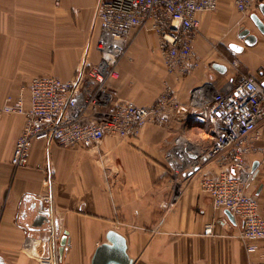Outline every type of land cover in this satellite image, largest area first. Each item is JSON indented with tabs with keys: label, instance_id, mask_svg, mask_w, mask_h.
<instances>
[{
	"label": "crops",
	"instance_id": "crops-1",
	"mask_svg": "<svg viewBox=\"0 0 264 264\" xmlns=\"http://www.w3.org/2000/svg\"><path fill=\"white\" fill-rule=\"evenodd\" d=\"M59 1L0 0V107L20 98L29 107L28 86L35 78L72 81L84 67L99 65L100 0ZM261 4L242 15L233 0H219L213 14H198L196 66L189 72L168 70L154 31H134L118 77L110 83L112 92L147 107L171 91L184 109L168 128L147 125L133 139L106 136L98 144L75 148L36 141L27 166L15 169L14 149L26 120L0 117V264H42L40 258L53 250V231L59 237V264H93L111 231L125 238L130 264H264V240L249 253L240 237L241 221L232 220L226 209H215L201 188L205 177H217L228 164L211 161L175 178L167 160L173 153L180 161L176 141L181 136L206 148L216 138L201 109L189 104L194 89L227 92L243 76L264 84V33L252 18L264 21ZM245 27L257 37L252 46L239 36ZM194 127L203 129L195 132ZM257 131L247 157L253 166L262 160L264 120ZM47 193L53 195L52 218L48 215L43 226L50 232L48 244L47 235L33 229L38 208L48 207L41 199ZM250 194L264 217V166ZM208 225H213L212 235L205 234Z\"/></svg>",
	"mask_w": 264,
	"mask_h": 264
},
{
	"label": "built area",
	"instance_id": "built-area-1",
	"mask_svg": "<svg viewBox=\"0 0 264 264\" xmlns=\"http://www.w3.org/2000/svg\"><path fill=\"white\" fill-rule=\"evenodd\" d=\"M240 13H247L264 0H233ZM219 0H100L99 18L101 37L98 66L84 69L73 81L53 77H38L28 86L29 107L24 99H8L0 107V117L22 115L25 127L17 140L12 165L15 169L26 167L30 149L36 141H52L60 147L75 148L98 143L106 135L128 138L137 135L149 123L168 125L184 109L171 93L162 95L153 105L141 107L129 100L116 98L110 83L117 76L118 64L133 39L134 31L148 28L158 35L159 49L171 73L178 69L192 71L196 66L193 43L200 28L198 14L214 12ZM237 66L236 62H233ZM189 104L201 109L204 119L212 125L216 136L213 145L202 147L199 155L187 154L192 149L185 137L176 141L177 165L173 153L167 160L171 174L182 177L184 164L198 172L211 161L228 164V169L217 177H205L201 188L211 197L215 209H226L242 223L240 237L247 251L258 250L255 242L264 240V217L250 189L262 160L255 170L247 161L253 151V141L259 138L258 126L264 120V87L253 77L243 76L227 91H209L206 86L191 92ZM202 127H196L201 132ZM186 143L185 146L180 145ZM48 184H52L48 181ZM52 218V193L41 197ZM55 230V227H54ZM50 242L53 250L48 257L40 258L42 264H59V237L53 231ZM205 233L213 234V225ZM29 237V233L26 234Z\"/></svg>",
	"mask_w": 264,
	"mask_h": 264
},
{
	"label": "water",
	"instance_id": "water-1",
	"mask_svg": "<svg viewBox=\"0 0 264 264\" xmlns=\"http://www.w3.org/2000/svg\"><path fill=\"white\" fill-rule=\"evenodd\" d=\"M260 9L264 15V4L260 5ZM253 21L256 25V27L259 29L260 32L264 33V21L260 19L258 16H253ZM240 38H243L245 42L252 46L256 43L257 37L251 33L250 29H243L241 33L239 34ZM235 48H239L240 50L242 48L233 45ZM216 68L221 69L223 66L221 65H215ZM224 69V67H223ZM264 87V84L262 85ZM259 166L258 162H255L253 168L256 170ZM37 206H34V209ZM38 214L35 217L34 223H33V229L39 230L40 232L43 231L45 235H47L48 239L46 241V244L49 243L50 239V232L46 231L45 228H43L44 225L49 223L48 219V213L44 211V208H38ZM228 216L233 220L234 217L232 214L227 211ZM48 230V229H47ZM46 231V232H45ZM107 243L101 244L95 253L93 264H130L129 257L127 254V244L126 240L123 236L118 234L115 231H111L107 235ZM67 243V237L66 235L61 240V252L64 250V246ZM118 262V263H117Z\"/></svg>",
	"mask_w": 264,
	"mask_h": 264
},
{
	"label": "rangeland",
	"instance_id": "rangeland-1",
	"mask_svg": "<svg viewBox=\"0 0 264 264\" xmlns=\"http://www.w3.org/2000/svg\"><path fill=\"white\" fill-rule=\"evenodd\" d=\"M59 2H60L59 0H56V5L59 4ZM238 12H239V11H238ZM209 13L213 14L214 12H209ZM239 13H240V12H239ZM241 14H242V15H246L247 13H241ZM239 26H240V25H239ZM245 28H248V27H245ZM237 29H238V27H237ZM237 29H236V30H237ZM239 29H240V28H239ZM248 29H249V28H248ZM95 67H96V66H95ZM92 68H94V67H92ZM84 69H91V68H90V67H84V68L82 69V71H83ZM82 71H81V72H82ZM81 72H80V74H81ZM118 72H119V71H118V68H117V76H116V77H118ZM80 74H79V75H80ZM79 75H78V76H79ZM78 76H77V77H78ZM77 77H76V78H77ZM53 78H55V77H53ZM76 78H75V79H76ZM58 79H59V78H58ZM75 79H73V80H75ZM60 80H62V79H60ZM73 80H72V81H73ZM62 81H64V80H62ZM110 87H111V85H110ZM111 91H112V89H111ZM167 92H168V90H166L165 92H163L162 95H164V94L167 93ZM169 92H171V91H169ZM112 93H113V92H112ZM171 93H172V92H171ZM172 94H173V93H172ZM162 95H161V96H162ZM173 95H174V94H173ZM161 96H160V97H161ZM179 102H180V101H179ZM180 103L183 105L182 102H180ZM183 106H184V105H183ZM171 123H172V121H171L168 125H159V124H153V123H149L148 125H153V126H155V127L168 128V127H170ZM146 126H147V125H146ZM146 126H145V127H146ZM145 127H144V128H145ZM195 128H196V127H194V130H195V132H197V130H196ZM202 128H203V127H202ZM141 131H142V130H141ZM141 131H140V132H141ZM140 132H139L137 135L132 136V137H128V138L120 137V136H117V135H106V136H114V137H118V138H121V139H133V138H136V137L140 134ZM106 136H105V137H106ZM187 140H188V139H187ZM100 141H101V140H100ZM100 141H99V142H100ZM189 141H191V140H189ZM99 142H98V143H99ZM196 142H197V141H196ZM196 142H194V143H196ZM98 143H90V144H93V145H94V144H98ZM88 145H89V144H88ZM63 148H64V147H63ZM170 172H171V171H170ZM205 234H206V233H205ZM207 235H208V234H207Z\"/></svg>",
	"mask_w": 264,
	"mask_h": 264
},
{
	"label": "bare ground",
	"instance_id": "bare-ground-1",
	"mask_svg": "<svg viewBox=\"0 0 264 264\" xmlns=\"http://www.w3.org/2000/svg\"><path fill=\"white\" fill-rule=\"evenodd\" d=\"M200 14V13H199ZM180 138V139H179ZM178 139L180 140V141H182L183 139H184V137H179ZM177 139V140H178ZM185 144L186 143H183V144H181L180 146L181 147H183V145L185 146ZM190 144H193V145H195V146H192V149H187V154H196V155H199L203 150L201 149V147H200V145H198V144H196V143H190ZM176 161V160H175ZM177 162V165H179L180 164V161H176ZM192 167H194V164L193 163H190V165H188V166H186V164H184V170L185 169H191Z\"/></svg>",
	"mask_w": 264,
	"mask_h": 264
}]
</instances>
